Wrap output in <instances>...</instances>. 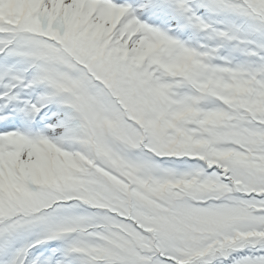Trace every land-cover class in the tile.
<instances>
[{
    "label": "snow or ice",
    "instance_id": "obj_1",
    "mask_svg": "<svg viewBox=\"0 0 264 264\" xmlns=\"http://www.w3.org/2000/svg\"><path fill=\"white\" fill-rule=\"evenodd\" d=\"M0 264H264V0H0Z\"/></svg>",
    "mask_w": 264,
    "mask_h": 264
}]
</instances>
